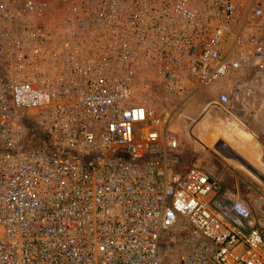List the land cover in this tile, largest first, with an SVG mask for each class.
Masks as SVG:
<instances>
[{"label": "built area", "instance_id": "1", "mask_svg": "<svg viewBox=\"0 0 264 264\" xmlns=\"http://www.w3.org/2000/svg\"><path fill=\"white\" fill-rule=\"evenodd\" d=\"M263 74L255 0H0V264H264V197L180 162L177 126Z\"/></svg>", "mask_w": 264, "mask_h": 264}, {"label": "rangeland", "instance_id": "2", "mask_svg": "<svg viewBox=\"0 0 264 264\" xmlns=\"http://www.w3.org/2000/svg\"><path fill=\"white\" fill-rule=\"evenodd\" d=\"M262 90H264V88ZM210 91L214 92V89H211ZM213 95L214 94H197L195 101L190 100L186 105L180 108L181 115L178 118L177 124L179 129V146L184 145L187 142H194V144L197 146L203 144L200 139L192 136V128L197 123H199L197 126H203L202 128L204 133H207L208 135L212 134L210 135L211 138L217 137L218 144L220 147H222L221 149L233 157V164L238 168L245 170L246 176L244 179L246 181V185L242 183L241 185L237 186V189L244 200L253 207L255 199L259 195L264 197V154H260V151L263 150V147H261L259 144H255L256 139L253 137H251L250 140L244 141L241 140L238 135L242 131L249 133L248 126L253 128V124H247L245 121V118H250L248 113H258L264 111V93L255 94L254 99L251 98L254 96L250 95V98L247 100V102L238 101L239 103H237L235 101V103H237V108L235 107L233 110L227 109V111L221 109L214 110L210 106H207V103L212 99ZM152 97L157 106L163 109L171 110L176 104L175 99L170 97L168 94H165L159 84L153 85ZM245 114L246 116H244ZM35 131L38 132L37 129H35ZM233 148L244 154L249 152V158L254 161V164L251 162H245L241 156L235 154V150H233ZM220 156L227 157L228 155L220 154ZM247 164L248 167L249 165L252 167L248 168L246 166ZM257 168L261 169L259 170ZM252 185L257 186V194L252 195L247 192V188L251 187ZM170 245L173 248H176L178 242L173 241ZM159 246L160 249H163L161 244H159Z\"/></svg>", "mask_w": 264, "mask_h": 264}, {"label": "crops", "instance_id": "3", "mask_svg": "<svg viewBox=\"0 0 264 264\" xmlns=\"http://www.w3.org/2000/svg\"><path fill=\"white\" fill-rule=\"evenodd\" d=\"M255 3L264 6V0H255ZM254 87L255 90L253 94H249V95L230 94V103L227 109L233 110V108L235 107L237 108L236 104L239 103L240 101L247 102V100L250 98V95L254 96L251 97L254 99L255 94H263L264 92L261 91H264L262 90L264 88V74L260 75V77L258 76L257 81L254 84ZM197 94L209 95V93L203 90L198 91L196 94H194L193 98L191 99L192 101L193 100L195 101V99L197 98L196 96ZM215 95L216 94H214L213 97ZM235 101L237 103H235ZM207 104H208L207 106H210L214 110L215 109L220 110V108L216 107L215 105H212L209 102ZM248 115L250 116V118H245L246 123L253 124V128L247 125L249 127L248 128L249 133L251 134V137L256 139L255 144H259L261 147H263V150L260 151V154H264V111L258 113L257 112L248 113ZM244 116H246V114ZM198 124L199 123L193 126L192 136L200 139L203 142V144L197 146L194 144V142L193 143L187 142L184 145L179 146L178 155L180 162L199 165L201 168L206 170L214 179H216L221 185V187L236 190L240 194V192L237 189V186L241 185L242 183L246 185V181L244 179L246 176L245 170L238 168L236 165H234L232 159L233 157H231L229 153H226L221 149L222 147H220V145L218 144L217 137L211 138L210 135L212 134L208 135L207 133H204V130L202 128L203 126L202 127H200V125L197 126ZM204 150H208V151H204ZM233 150H235V148H233ZM214 151H218V152H214ZM220 154H226L228 156L222 157L220 156ZM235 154L241 156V158H243L245 162L247 163L251 162L254 164V161H252L249 158L248 155L250 154L249 152L244 154L242 152H238V150H235ZM246 166L248 167V164ZM250 167L252 166L249 165L248 168ZM257 169L260 170L261 168H257ZM256 187H257L256 185H252L251 187H248L247 192L252 195L257 194L258 189ZM241 198L244 199L242 196Z\"/></svg>", "mask_w": 264, "mask_h": 264}, {"label": "bare ground", "instance_id": "4", "mask_svg": "<svg viewBox=\"0 0 264 264\" xmlns=\"http://www.w3.org/2000/svg\"><path fill=\"white\" fill-rule=\"evenodd\" d=\"M239 138L241 139V140H250V138H251V134L250 133H248V132H245V131H242L241 133H239Z\"/></svg>", "mask_w": 264, "mask_h": 264}, {"label": "trees", "instance_id": "5", "mask_svg": "<svg viewBox=\"0 0 264 264\" xmlns=\"http://www.w3.org/2000/svg\"><path fill=\"white\" fill-rule=\"evenodd\" d=\"M23 122H27V120L22 119Z\"/></svg>", "mask_w": 264, "mask_h": 264}]
</instances>
